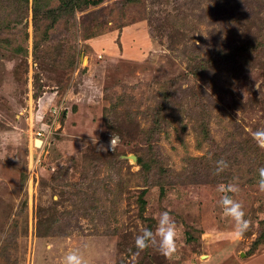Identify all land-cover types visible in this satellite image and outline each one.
<instances>
[{
  "label": "rangeland",
  "instance_id": "obj_1",
  "mask_svg": "<svg viewBox=\"0 0 264 264\" xmlns=\"http://www.w3.org/2000/svg\"><path fill=\"white\" fill-rule=\"evenodd\" d=\"M261 128L264 0H0V264H264Z\"/></svg>",
  "mask_w": 264,
  "mask_h": 264
},
{
  "label": "clouds",
  "instance_id": "obj_2",
  "mask_svg": "<svg viewBox=\"0 0 264 264\" xmlns=\"http://www.w3.org/2000/svg\"><path fill=\"white\" fill-rule=\"evenodd\" d=\"M253 137L256 142L264 146V128L257 129L253 133ZM118 137L113 136L110 140V147L113 149L118 142ZM103 147V146H101ZM217 167L215 172L218 174L228 167V162L220 159L216 161ZM258 172V188L261 192H264V166L257 169ZM223 193L219 200V204L222 208V212L226 217L231 218L233 223V231L235 236L240 237L248 230L249 221L246 218V214L243 205L240 201L235 200L229 193H236L239 191V185L237 183L221 184L217 189ZM178 236V229L176 222L171 217L168 211H162L159 214L157 227L155 232L150 228H144L141 230V234H138L135 238V246L137 250H143L149 245H157L159 251L166 256L172 255L176 250V239ZM62 264H87L83 255L78 249L68 251L62 258Z\"/></svg>",
  "mask_w": 264,
  "mask_h": 264
},
{
  "label": "bare ground",
  "instance_id": "obj_3",
  "mask_svg": "<svg viewBox=\"0 0 264 264\" xmlns=\"http://www.w3.org/2000/svg\"><path fill=\"white\" fill-rule=\"evenodd\" d=\"M40 145H42V141L37 142V146H40Z\"/></svg>",
  "mask_w": 264,
  "mask_h": 264
},
{
  "label": "trees",
  "instance_id": "obj_4",
  "mask_svg": "<svg viewBox=\"0 0 264 264\" xmlns=\"http://www.w3.org/2000/svg\"><path fill=\"white\" fill-rule=\"evenodd\" d=\"M39 0H36V2H38ZM95 3V2H94Z\"/></svg>",
  "mask_w": 264,
  "mask_h": 264
},
{
  "label": "built area",
  "instance_id": "obj_5",
  "mask_svg": "<svg viewBox=\"0 0 264 264\" xmlns=\"http://www.w3.org/2000/svg\"><path fill=\"white\" fill-rule=\"evenodd\" d=\"M39 135H41V133H39Z\"/></svg>",
  "mask_w": 264,
  "mask_h": 264
}]
</instances>
